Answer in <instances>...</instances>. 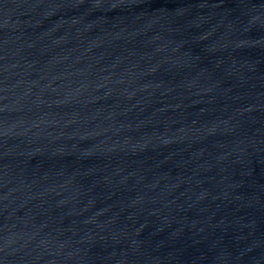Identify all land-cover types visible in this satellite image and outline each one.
Returning <instances> with one entry per match:
<instances>
[{"label": "water", "instance_id": "95a60500", "mask_svg": "<svg viewBox=\"0 0 264 264\" xmlns=\"http://www.w3.org/2000/svg\"><path fill=\"white\" fill-rule=\"evenodd\" d=\"M0 264H264V0H0Z\"/></svg>", "mask_w": 264, "mask_h": 264}]
</instances>
